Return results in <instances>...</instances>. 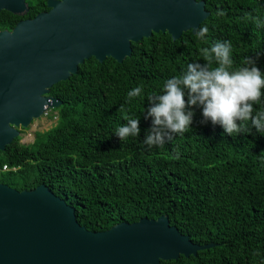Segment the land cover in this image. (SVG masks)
Wrapping results in <instances>:
<instances>
[{"label":"trees","instance_id":"obj_1","mask_svg":"<svg viewBox=\"0 0 264 264\" xmlns=\"http://www.w3.org/2000/svg\"><path fill=\"white\" fill-rule=\"evenodd\" d=\"M199 1L209 12L200 24L209 28V39L191 30L175 41L153 33L132 43L131 56L121 63L89 58L53 85L48 95L61 102L52 109L55 125L36 132L31 144L17 137L0 151V168L10 169L0 183L17 191L45 185L91 232L165 215L192 243L214 244L159 264H264V132L251 128L250 134L229 136L219 125H201L195 109L192 131L162 147L144 144L151 127L144 119L148 97L162 92L187 63H204L202 49L211 40L231 41L233 69L250 56L264 72V26L245 17L264 20V0ZM220 10L226 15L218 16ZM135 87L141 95L129 98ZM128 116L140 118V136L120 140L116 131Z\"/></svg>","mask_w":264,"mask_h":264},{"label":"water","instance_id":"obj_2","mask_svg":"<svg viewBox=\"0 0 264 264\" xmlns=\"http://www.w3.org/2000/svg\"><path fill=\"white\" fill-rule=\"evenodd\" d=\"M51 10L0 32V151L61 102L50 88L85 60L121 63L132 43L153 33L175 41L209 16L192 0H48ZM22 13L23 0H0ZM197 245L168 217L119 223L102 232L78 224L74 208L45 185L17 191L0 183V264H159L188 258Z\"/></svg>","mask_w":264,"mask_h":264},{"label":"clouds","instance_id":"obj_3","mask_svg":"<svg viewBox=\"0 0 264 264\" xmlns=\"http://www.w3.org/2000/svg\"><path fill=\"white\" fill-rule=\"evenodd\" d=\"M192 2L199 5V0ZM216 14L225 16L226 12L220 10ZM245 17L257 27L264 26V20L258 16L245 13ZM194 32L198 39L210 38L205 25L196 27ZM232 51L231 41L211 40L210 47L202 49L204 63H187L179 76L164 82L162 92L148 97L144 119H151V127L144 133L145 145L162 147L174 135L192 131L195 109L201 110V125L209 122L219 125L229 136L250 134L251 128L264 132V108L254 107L264 105V72L250 56L244 57L241 67L233 69ZM142 91L141 87H135L128 97L140 96ZM120 110H124L123 106ZM139 125V117L128 116L127 123L117 129L116 137L120 140L139 137Z\"/></svg>","mask_w":264,"mask_h":264},{"label":"flooded vegetation","instance_id":"obj_4","mask_svg":"<svg viewBox=\"0 0 264 264\" xmlns=\"http://www.w3.org/2000/svg\"><path fill=\"white\" fill-rule=\"evenodd\" d=\"M23 3L26 6V10L22 13L0 11V32H11L19 22L32 20L38 14L47 13L51 10L48 0H23Z\"/></svg>","mask_w":264,"mask_h":264},{"label":"rangeland","instance_id":"obj_5","mask_svg":"<svg viewBox=\"0 0 264 264\" xmlns=\"http://www.w3.org/2000/svg\"><path fill=\"white\" fill-rule=\"evenodd\" d=\"M57 121L55 110H48L39 119L33 120L28 128H20V143L31 144L36 132H44L51 129Z\"/></svg>","mask_w":264,"mask_h":264},{"label":"built area","instance_id":"obj_6","mask_svg":"<svg viewBox=\"0 0 264 264\" xmlns=\"http://www.w3.org/2000/svg\"><path fill=\"white\" fill-rule=\"evenodd\" d=\"M47 112V111H46ZM46 112H45V114H46ZM10 169L8 168V166L7 165H3L1 168H0V174L1 173H4V172H6V171H9ZM13 170H15V168H13Z\"/></svg>","mask_w":264,"mask_h":264}]
</instances>
